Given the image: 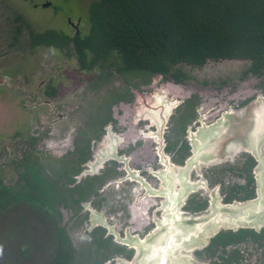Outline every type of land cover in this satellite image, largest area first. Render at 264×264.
Masks as SVG:
<instances>
[{
	"label": "flooded vegetation",
	"instance_id": "flooded-vegetation-1",
	"mask_svg": "<svg viewBox=\"0 0 264 264\" xmlns=\"http://www.w3.org/2000/svg\"><path fill=\"white\" fill-rule=\"evenodd\" d=\"M29 1L34 7L59 8L53 0L49 6ZM0 7L4 14L0 36L6 46L0 48V58L14 49H27L24 56L30 57L41 47L57 49L68 61L76 60L78 71L87 76L85 97H90L89 106H83L87 101L83 95L76 100L74 94L69 105L63 104L55 98L60 92L56 75L46 77L40 85L45 87L46 99L41 97L38 102L45 108L39 111L37 130L29 134L25 126L14 132L12 139L0 142V199L9 204L0 209V217L12 216L2 238L24 217H37L40 247L45 253L39 264H62L59 257L64 250L70 252L64 255L66 264H141L140 243L157 231L164 217L178 210L187 214L207 211L213 188L218 187L223 204L257 197L258 160L243 148H236L217 163L193 167L190 179L178 171L185 170L193 154L192 139L205 136L206 126L224 116L247 112L257 96L264 97V88L249 92L226 80L213 83L203 79L198 84L184 68L179 78L130 69L117 52L106 56L89 47L80 59L79 38L90 26L89 15L87 26H83L84 11L80 16L67 13L65 20L73 31H66L62 27L39 29L7 0H0ZM14 11L22 13L29 24L15 21ZM46 28L64 30L70 39L34 43L33 35ZM249 73L264 76V69L262 74L248 69ZM155 77L161 80L155 82ZM12 86L20 87L25 115L13 113L9 120L20 118L29 123L28 85L20 79ZM62 107L69 109L61 111ZM260 109L264 117V106ZM31 172L39 177L37 186L32 184ZM191 180L199 186L182 205L173 194ZM230 232L241 233V239L235 236L229 240L226 235ZM191 254L209 264H264V226L222 229L207 246L195 248Z\"/></svg>",
	"mask_w": 264,
	"mask_h": 264
},
{
	"label": "trees",
	"instance_id": "trees-1",
	"mask_svg": "<svg viewBox=\"0 0 264 264\" xmlns=\"http://www.w3.org/2000/svg\"><path fill=\"white\" fill-rule=\"evenodd\" d=\"M90 8L89 30L78 42L80 59L86 47L106 56L117 52L126 68L170 73L178 78L184 74L181 65L201 67L210 60L247 59L251 61L250 71L263 73L264 0H94ZM14 14L15 21H26L22 13ZM69 35L46 28L36 34L39 39L33 37L34 43H49L48 38L64 41ZM31 176L37 186L38 175L31 172ZM242 189L253 195L249 188ZM8 205V201H1L0 209ZM20 221L0 240V264L22 262L18 257H29L27 251L34 249L32 240H20L18 231L26 234L29 227L26 217ZM231 233L226 238L241 239V233ZM15 239L19 250L12 257L6 246ZM69 253L61 252L62 264H66L64 255Z\"/></svg>",
	"mask_w": 264,
	"mask_h": 264
},
{
	"label": "rangeland",
	"instance_id": "rangeland-1",
	"mask_svg": "<svg viewBox=\"0 0 264 264\" xmlns=\"http://www.w3.org/2000/svg\"><path fill=\"white\" fill-rule=\"evenodd\" d=\"M53 1L59 7L58 11H55L53 6L34 7L33 3L29 0H7L14 10L24 13L33 24L40 27L39 29H44L48 26L56 28L62 27L60 29L73 31L72 26L66 21V15L67 13H71L72 15L80 16L83 15V11L86 13L83 26H87V15H89V8L94 0ZM36 2H46V0H36ZM3 17L4 14L2 8L0 7L1 21ZM76 19H74L75 22H77ZM0 48L2 50L6 49L3 37L1 36ZM27 51L28 50L26 49L25 52L27 53ZM25 52L24 50L14 49L12 52H8L5 56L0 58V76L4 79V82L0 83V142H4L7 138L12 139L15 135L14 132L22 131V127L25 128V126L28 128L29 134H31V131L37 130L39 125V111L45 108L44 105H38L41 97L46 99L43 95L45 87L43 86L40 88L44 78L56 75L54 79L57 80L56 84L60 92L55 98L60 99L61 102L66 105L70 104V102L74 99V96H77V100L81 95H83L81 98L87 96V91H89L87 88L83 89L87 76H83V74L78 71L75 59L68 61L69 59L66 58L62 52L57 49L45 47L38 48L35 56H24ZM250 64L251 61L246 59H225L221 61L210 60L204 67L191 65L181 66L193 76L192 81L195 83L202 84L203 79H207L209 82L213 83H219L222 80H226L231 84L237 82L241 84L244 89L255 93L264 88V76L253 75L252 73L247 74ZM42 68H44L45 71H43ZM49 68H55L56 70H50ZM94 78H96V74L92 79V83ZM20 79H23L24 84L28 85L30 95L28 113L29 123H22L21 120H19L20 118H15L13 122L9 120V116L12 117L13 113H15L16 117H21L24 114L23 108L20 105L22 99L20 87L12 86L13 84L17 85ZM159 80H161V77H155V82ZM72 94H74V96ZM95 95L96 93H94V96ZM52 98V100L55 99L54 97ZM85 99L87 101L83 103V106H89L90 97H85ZM66 109H69V107H62L61 111H65ZM15 122H17V124H14ZM6 170L7 173L15 175L12 169ZM187 178L190 179V175H188ZM11 180L13 181L14 179L12 178ZM188 183L198 185L199 182L191 180ZM183 186L187 185L183 184ZM215 188L218 190V187ZM215 188H213V190ZM11 218L12 216H10V218H8V216L6 218L0 217V240L3 237L2 230L3 232L8 233L6 231V227L10 225L9 220ZM28 222L29 227L27 233L24 234L18 231L20 235L19 238L21 237L20 240L22 241L32 240L34 249L32 252L27 251V253H30L29 257H26V255L18 257V259L22 260V262L19 261L17 264H39L45 254L43 253L39 242V219L37 217L30 218L28 219ZM15 242H18V240L15 239V241H11L10 244L6 246L9 248V255L12 257L16 255L14 252H18L19 250L18 247L14 246ZM183 253L191 254V251H184Z\"/></svg>",
	"mask_w": 264,
	"mask_h": 264
},
{
	"label": "water",
	"instance_id": "water-1",
	"mask_svg": "<svg viewBox=\"0 0 264 264\" xmlns=\"http://www.w3.org/2000/svg\"><path fill=\"white\" fill-rule=\"evenodd\" d=\"M43 5L49 6L50 1ZM263 106L264 97L259 95L247 112L224 116L218 119V123L206 126L205 136L199 134L192 139L193 154L188 158L185 170L180 168L178 171L187 177L193 167L199 168L202 163H217L236 148H243L251 151L258 160L255 169L257 197L250 201L223 204L222 196L215 188L211 192V204L207 211L184 214L178 210L165 216L157 232L140 243L141 264H209L183 252L207 246L222 229L264 226V117L260 109ZM185 184L187 186L179 193L173 194V199H180L182 205L187 195L198 186L188 182Z\"/></svg>",
	"mask_w": 264,
	"mask_h": 264
}]
</instances>
